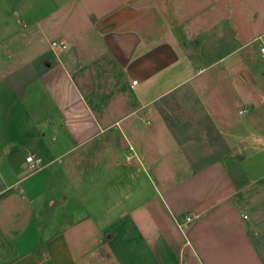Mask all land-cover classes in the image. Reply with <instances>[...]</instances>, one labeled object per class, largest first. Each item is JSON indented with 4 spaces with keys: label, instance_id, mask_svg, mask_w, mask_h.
<instances>
[{
    "label": "crops",
    "instance_id": "0c3cea01",
    "mask_svg": "<svg viewBox=\"0 0 264 264\" xmlns=\"http://www.w3.org/2000/svg\"><path fill=\"white\" fill-rule=\"evenodd\" d=\"M188 9L179 16L158 0H16L0 9V264H264V131L234 135L225 108L250 102L245 83L231 78L246 69L253 43L264 46L263 13L214 0ZM217 14L230 38L212 63L197 65L181 36ZM53 41L67 48L60 57ZM49 53L57 63L40 75ZM185 90L233 172L220 161L195 171L184 156L187 126L170 125L164 105ZM240 140L242 159L233 161ZM175 153L186 175L171 188L183 186L188 206L164 189L171 232L127 213L107 226L95 219L114 207L102 170H147ZM208 178L213 192L188 195Z\"/></svg>",
    "mask_w": 264,
    "mask_h": 264
},
{
    "label": "rangeland",
    "instance_id": "374dc122",
    "mask_svg": "<svg viewBox=\"0 0 264 264\" xmlns=\"http://www.w3.org/2000/svg\"><path fill=\"white\" fill-rule=\"evenodd\" d=\"M14 1L16 0H0V9H7ZM210 1L211 0H158V3L163 11L165 6L170 8L173 13L182 16L183 13L187 14L190 12L188 8L191 7V9L194 10L196 6H204ZM214 1L220 3L222 7H225L229 1L234 5L243 2L244 6L247 8L245 10H256L261 16L263 13L264 18V0ZM235 9L238 8L236 7ZM193 10H191V12ZM227 29L228 25L225 24L222 17L217 14L207 20L205 25L198 28L199 33H184L181 39L192 61L197 62V65L205 66L209 59L215 58L211 53L215 50L218 51L217 48L221 47L222 44L230 38V32ZM252 47H254L253 56L244 60L246 69L242 72H234L231 78L233 81H243L245 83L243 91L248 93L250 102L245 106H237L234 102L225 106L226 114L231 118V132L234 135L243 136L244 139L246 137L254 138L264 131V55L262 56L259 52L258 42L253 43ZM248 48L250 49L251 46ZM54 51L56 56L60 57L62 52L67 51V48L65 50L54 49ZM209 54H211L210 57ZM25 71L29 72L30 70L26 69ZM16 74L17 72L14 73V75ZM164 106L165 112L170 118V125L178 126L184 124L187 126L185 133L179 135L178 138L182 141V150L187 161L192 164V167L194 165H202V160L210 156L217 148V146L211 145L209 141V137H211L213 133L209 130V123L205 121L206 114L204 109L190 90H185L179 95L169 97ZM244 143V140L233 143L232 150L230 151L233 161L237 159L239 147ZM176 156V153L170 155L169 159L162 160L158 165L147 170L135 168L127 170L123 166L112 168V165L109 169L102 170L100 176L105 184H109V187H106L107 191L105 190L104 196L114 207L110 211V216L95 219H99L100 223L107 226L109 222L117 219L119 214L127 213L132 219L137 220L140 225L147 221V225H150L157 232H164V229L171 232L173 228L166 216L167 208L164 206V194L171 191L167 193L168 196L165 197L166 200L167 198L177 195L180 200L178 201L179 207L182 208L184 205L183 208H186L188 206V202H186L188 198H186L185 192L183 194V186L179 185L175 189L171 188L174 186L172 185L173 179L182 178V176L184 177L186 175V170L177 166L179 162H177ZM228 156L229 154L227 153L219 161L223 162L225 165H229ZM171 159L175 160L177 163L174 162L173 164L172 161L171 163H167ZM202 168L201 166L200 169ZM228 171L233 172L231 164L228 167ZM116 179L117 183L113 184L112 181ZM202 183L201 187L203 188L201 192L196 190V194H191L189 192L188 195H205L213 192L214 187L211 185L209 178L207 181L202 179ZM192 184H195V181H192ZM165 188L168 189L167 192L166 190L164 191ZM184 188L186 189L185 186ZM103 203L104 201H102V204ZM106 204L107 201H105V206ZM179 221L180 223L182 222V220ZM193 221L191 218V221L188 222L189 224L183 227L184 232L188 231L187 229L195 224L196 221ZM100 235L101 239L105 241L103 231L100 232ZM175 235L179 236L178 232ZM96 238L90 233V238L88 240L89 246L92 245ZM262 246H264V244H262ZM101 251L102 250L98 252ZM262 253L264 254V249ZM104 263L109 264L110 260L104 259Z\"/></svg>",
    "mask_w": 264,
    "mask_h": 264
},
{
    "label": "trees",
    "instance_id": "16d2710c",
    "mask_svg": "<svg viewBox=\"0 0 264 264\" xmlns=\"http://www.w3.org/2000/svg\"><path fill=\"white\" fill-rule=\"evenodd\" d=\"M213 62V59L209 60L208 62H206V64H210ZM57 63L56 58L54 56L53 53H49V54H45L44 56H42L39 59V66L41 68L40 70V75L47 71L49 68H51L52 66H54ZM20 96V94H18ZM164 120L167 122V117H164ZM209 130L212 131L213 134H211V137H209V141L211 143V145H215L217 146V148L215 149V151L208 157H205L202 160V165H194L193 169L195 171L200 170L201 166L202 167H206L209 165L214 164L215 162L219 161L224 155H226L228 153V150L222 140V138L220 137V135L218 133H216L214 126L212 125V123H209ZM238 160L242 159L241 155L237 156ZM231 175V174H230Z\"/></svg>",
    "mask_w": 264,
    "mask_h": 264
},
{
    "label": "built area",
    "instance_id": "2783aa9c",
    "mask_svg": "<svg viewBox=\"0 0 264 264\" xmlns=\"http://www.w3.org/2000/svg\"><path fill=\"white\" fill-rule=\"evenodd\" d=\"M51 48L54 49H59V50H63L65 49V45L62 44L61 42L58 41H53L51 42ZM260 52L264 54V46L260 47ZM132 84H136V81H133ZM26 161L28 163H31L33 161V157L32 156H27L26 157ZM187 220H189V218H187Z\"/></svg>",
    "mask_w": 264,
    "mask_h": 264
}]
</instances>
